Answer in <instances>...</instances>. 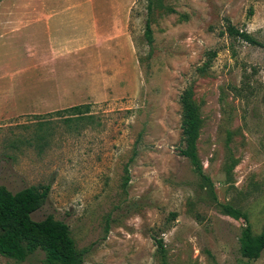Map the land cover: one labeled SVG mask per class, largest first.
I'll return each mask as SVG.
<instances>
[{
  "label": "rangeland",
  "instance_id": "1",
  "mask_svg": "<svg viewBox=\"0 0 264 264\" xmlns=\"http://www.w3.org/2000/svg\"><path fill=\"white\" fill-rule=\"evenodd\" d=\"M66 5L0 0V185L49 186L32 218L66 223L83 264L246 263L243 230H264V48L227 29L264 44V0H97L98 16H113L112 35L127 32L129 47L100 50L98 37L84 66L39 65L58 53L25 50L48 36L38 14ZM190 87L213 195L180 155ZM84 104V117L58 113ZM44 259L0 255V264ZM251 264H264V251Z\"/></svg>",
  "mask_w": 264,
  "mask_h": 264
},
{
  "label": "trees",
  "instance_id": "2",
  "mask_svg": "<svg viewBox=\"0 0 264 264\" xmlns=\"http://www.w3.org/2000/svg\"><path fill=\"white\" fill-rule=\"evenodd\" d=\"M227 30L232 37L239 38L250 45L264 48V44L255 40L250 34L240 32L232 25H229ZM207 70L208 64L200 68L201 73H205ZM193 96V90L190 87L183 92L180 100L184 144L180 155L190 160L195 172L201 177L202 188H207L209 193L213 195V183L204 173L198 155L197 144L201 131V118ZM89 109L90 106L84 104L73 106L58 113L67 114L65 117L68 119L80 118L84 117ZM49 193V186L42 188L31 186L13 193L7 187L0 185L1 256L18 263H24L30 256L37 252H43L45 255L43 264H83V258L78 252L76 242L66 223L55 219L53 215H48L40 221H35L32 218V214L44 205ZM220 207L224 209L227 215L235 219L243 218L247 222L246 215H241L229 206L220 204ZM240 243L242 255L247 259V262L238 264H251V262L259 259L264 251V230L259 235H255L249 226L246 227L241 234ZM157 245L159 252L164 256L163 243L158 241Z\"/></svg>",
  "mask_w": 264,
  "mask_h": 264
},
{
  "label": "crops",
  "instance_id": "3",
  "mask_svg": "<svg viewBox=\"0 0 264 264\" xmlns=\"http://www.w3.org/2000/svg\"><path fill=\"white\" fill-rule=\"evenodd\" d=\"M66 2L65 12L49 11V16L47 11L38 14V23L48 26V36L44 41L35 37L31 44H26L25 50L31 48L40 54L58 53L57 58L47 60L38 58L39 65L84 66V51L94 50L95 39L98 37L103 39V47L100 50H104V44L114 49L115 44L119 45L122 42L129 47L127 32L122 36L123 39L121 32L116 36L112 35L113 16L108 19L107 23L105 19L108 16L103 19L98 16L97 0H88L89 8L84 6V0H66ZM128 20L126 15L124 20L119 19L114 22L119 24L121 21L125 25Z\"/></svg>",
  "mask_w": 264,
  "mask_h": 264
}]
</instances>
